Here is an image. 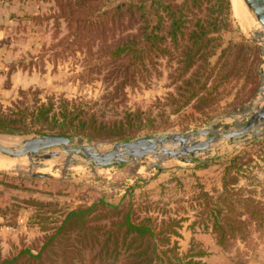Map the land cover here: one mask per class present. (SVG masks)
Masks as SVG:
<instances>
[{"label":"rangeland","instance_id":"374dc122","mask_svg":"<svg viewBox=\"0 0 264 264\" xmlns=\"http://www.w3.org/2000/svg\"><path fill=\"white\" fill-rule=\"evenodd\" d=\"M140 1L0 0V117L26 120L22 133L0 136L15 138L18 145L53 135L52 124L31 119V113L50 105L58 116L65 109L79 111L97 128L123 122V140L103 131H95L92 139L68 137L70 147L91 146L101 154L142 137L197 130L223 134L245 126L264 105V31L243 0L252 20L247 29L233 17L230 0L228 15L224 9L207 10L213 9L214 0L201 2L199 13H213L218 24L211 35L212 71L205 91L178 111L183 78L177 77L179 65L173 56L145 60L126 49L112 58L122 44L140 35ZM139 113L141 119L136 117ZM166 147L178 150L180 144ZM62 150L53 147L25 155L18 170L0 171V263L22 250L36 254L68 212L102 204L130 210L137 218L178 222L180 238L171 240L177 242L179 254H202L195 260L206 264H234L244 251L264 242L262 125L244 138L217 140L205 151L184 157L151 154L103 168ZM213 209H219L221 224L228 220L225 239L212 229ZM89 227L102 226L93 221ZM57 239L56 254L47 253L43 264H109L96 262L95 251L81 247L80 236L61 234ZM63 248L73 249L78 257Z\"/></svg>","mask_w":264,"mask_h":264},{"label":"trees","instance_id":"16d2710c","mask_svg":"<svg viewBox=\"0 0 264 264\" xmlns=\"http://www.w3.org/2000/svg\"><path fill=\"white\" fill-rule=\"evenodd\" d=\"M209 3L211 0H141L136 8V20L140 27L138 38L131 37L113 52L112 58L118 57L126 49L133 51L135 55L142 56L145 60L157 57L173 56L171 60L179 65L177 77L183 78L179 95L183 102L175 111L196 98L199 93L205 91V82L209 78L212 69H208L209 60L212 58L211 42L217 30V18L213 13H221L224 9L229 14L230 3L228 0H214L213 9L207 14L201 15V2ZM216 6V7H215ZM234 46H229L233 49ZM174 53L180 54L176 58ZM139 59L138 56L132 59ZM132 61V60H131ZM192 70L188 78L185 75ZM202 69V70H201ZM201 80V81H200ZM184 92H183V91ZM187 96H184L183 93ZM50 109L40 108L36 113H31L33 123L40 125L52 124L50 131L56 136H87L93 137L95 131L112 133L110 137H120L121 129L125 124L120 122L119 126L106 127L97 126L93 122L85 121L84 115L79 111L68 112L65 109L61 114H54ZM141 119V114L136 115ZM25 119H14L11 116L0 117V133H22V124ZM128 125L132 121L126 119ZM21 123V125H19ZM56 125H59L55 128ZM107 131V132H104ZM213 212V213H212ZM212 229L219 231L220 239L226 238L225 221L222 224L218 220L219 209L212 210ZM97 221L102 227L90 228V224ZM241 225L243 223H240ZM178 222L168 218L158 221L152 216L137 218L130 210L123 211L117 206L109 204L92 205L90 207L68 212L61 224L55 229V234L42 243L36 254L30 250H22L19 256L0 264H13L18 257L25 255V261L21 264H43L46 254L55 255L54 244H60L57 236L61 234L79 236L81 247L94 250L96 262L108 261L109 264H206L195 258L197 256L179 254V247L176 241L171 238H180L177 229ZM96 233L95 235L93 233ZM97 233H100L97 235ZM61 249V247H60ZM67 253V248H63ZM74 257V250H68ZM67 253V254H69ZM73 257V258H74ZM93 259V258H92ZM93 262L95 260L93 259ZM102 264V263H101Z\"/></svg>","mask_w":264,"mask_h":264},{"label":"water","instance_id":"95a60500","mask_svg":"<svg viewBox=\"0 0 264 264\" xmlns=\"http://www.w3.org/2000/svg\"><path fill=\"white\" fill-rule=\"evenodd\" d=\"M244 3L264 31V0H244ZM262 50L264 53V45ZM256 125L264 126V105L249 116L245 126L223 134H212L209 130H197L185 134H159L117 143L111 150L102 154L91 146L70 147L71 139L66 136L43 135L24 140L12 147L0 146V153L4 156L15 158L33 155L53 147H62L63 153L82 155L93 166L103 168L115 163H124L128 158L142 159L147 155L161 154V151H163L162 155L165 157H178L179 155L184 157L195 152L205 151L209 144L217 140L231 141L238 137L244 138L245 133L252 130ZM197 137H204L205 140L189 142L191 138ZM167 143H172L173 145L179 143L180 148L178 150L167 149L165 148Z\"/></svg>","mask_w":264,"mask_h":264},{"label":"bare ground","instance_id":"6f19581e","mask_svg":"<svg viewBox=\"0 0 264 264\" xmlns=\"http://www.w3.org/2000/svg\"><path fill=\"white\" fill-rule=\"evenodd\" d=\"M243 2H244V0H243ZM243 2H242V0H230L233 15H234L233 17L240 24L241 28L247 29V28H249V24H250L249 20L251 19V17L249 16V13L247 12V10L244 6L245 3L243 4ZM250 21H252V20H250ZM262 95H264V93ZM0 137H1L0 138V146L12 147L18 141L15 138H10V137H5V136H0ZM2 138H4V139H2ZM5 138H9V139L16 140V141H10L9 143H6ZM165 148H167L166 145H165ZM167 149H170V148H167ZM162 152L163 151H161V155H162ZM23 158H25V156H23L22 158L21 157L20 158H11V157L4 156L0 153V171L5 172V171L18 170V168L24 163L23 160L25 161V159H23ZM29 159H30V165H32L33 162L31 161V158H29Z\"/></svg>","mask_w":264,"mask_h":264},{"label":"crops","instance_id":"0c3cea01","mask_svg":"<svg viewBox=\"0 0 264 264\" xmlns=\"http://www.w3.org/2000/svg\"><path fill=\"white\" fill-rule=\"evenodd\" d=\"M239 257L234 264H264V242L256 250H246Z\"/></svg>","mask_w":264,"mask_h":264}]
</instances>
